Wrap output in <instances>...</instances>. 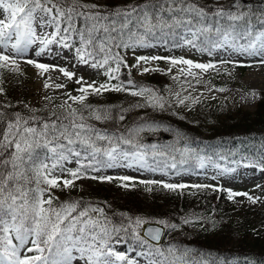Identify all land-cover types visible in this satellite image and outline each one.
<instances>
[{
    "label": "snow or ice",
    "instance_id": "6c2138e0",
    "mask_svg": "<svg viewBox=\"0 0 264 264\" xmlns=\"http://www.w3.org/2000/svg\"><path fill=\"white\" fill-rule=\"evenodd\" d=\"M253 16L240 9L236 0L230 7L218 4L214 9H208L198 0H142L110 11L84 0H0V69L18 68V61L24 60L43 72L54 68L72 79L75 73L64 67L27 58L30 49L35 57H40L51 53V46L56 45L57 55L69 50L73 60L94 70L103 69L102 74L108 78L99 84L96 81L88 83L83 77L76 79L81 85L78 89L81 95H68V99L83 105L88 116L67 100L60 106V114L54 111L46 119L25 118L18 112L8 114L0 110V264H140L114 247V242L129 238L140 247L138 255L145 258L146 264H208L206 260L191 258L188 250L175 246L163 250L151 245L148 238L158 241L161 229L148 228V238H145L138 229L147 221L128 218L127 224L123 221L116 224L104 208L81 201L54 206L57 198L50 189L61 185L73 188L82 178L119 180L122 188L134 187L135 182L128 175L113 177L94 173L134 165L148 168L150 156L154 161L157 157H169L172 163L165 167L175 169V155L169 156L156 146L149 151L139 142L138 135L144 130V124L117 134L89 123L90 119H112L109 109L84 104L89 90L97 95L101 90L128 91L140 97L147 93L146 106L164 110L166 103L162 96L147 87L137 89L131 79L120 81V69L140 68L142 62L164 60L173 67L186 66L181 67L180 72L194 76L192 69L207 71L216 65L211 61L194 62L184 56L137 55V50L163 47L195 49L209 56L234 53L259 57V63L264 64V12L255 17L261 26L259 29L253 23ZM122 51L131 53L133 64H128ZM219 63L247 66L230 58ZM142 71L148 72L149 68L143 67ZM112 80L118 83L111 84ZM44 87L49 85L45 83ZM177 98L180 104L185 103L179 94ZM118 118L125 119L123 114ZM173 151L179 153L181 164L187 163L193 155L201 168L206 159L211 160L198 152L193 154L188 147ZM73 162L76 168L67 167ZM244 167H259L264 172V155ZM151 170L156 171L155 168ZM235 171V168H224L220 174ZM138 183H160L164 189L173 191L189 187L156 180ZM191 187L227 191L229 200L245 196L252 203L260 201L259 197L247 192H234L220 186L197 184ZM157 223L173 229L177 227L163 220Z\"/></svg>",
    "mask_w": 264,
    "mask_h": 264
},
{
    "label": "trees",
    "instance_id": "16d2710c",
    "mask_svg": "<svg viewBox=\"0 0 264 264\" xmlns=\"http://www.w3.org/2000/svg\"><path fill=\"white\" fill-rule=\"evenodd\" d=\"M84 2L102 5L105 10L110 11L142 0ZM198 2L206 5L208 9L217 7L212 1ZM236 3L240 9L254 14L253 23L259 29L261 26L256 23L255 17L264 12V0H236ZM232 4L233 0H228L224 7ZM121 55H124L123 51ZM118 75L120 81L131 79L138 87H147L162 96L166 108L160 110L146 106L147 98L133 96L128 92L99 95L90 92L84 104L93 108L109 109L112 119H90L89 123L98 129L117 134L141 124H144V130H157L156 133H144V130L139 132V142L149 151L152 146H156L157 149L169 153V156L175 155L177 167H165V164L172 163L169 157H157L154 161L150 156L148 162L151 168L173 174L197 170L199 162L194 155L187 163H179V153L173 149L183 147L191 149L193 154L198 152L202 156L210 157L211 160L206 159L205 163L219 164L225 168H233L239 163L255 162L264 155V95L253 112L226 103L204 101L194 105L191 111L183 115L181 111H175L166 98L165 89L169 83L166 76L154 74L147 81L141 82L135 80L127 69ZM4 105L9 107H3ZM74 108L84 112L85 116L89 115L83 105L77 103ZM0 110L8 114L18 112L25 118L35 116L46 119L52 113L46 110H27L16 105L9 97L4 102L0 101ZM61 112L62 110L56 111L57 114ZM121 114L125 117L123 121L118 118ZM117 191L118 188L105 185L83 186L79 194H66L54 200L53 205L81 201L83 204L99 206L105 209L106 214L116 224L122 221L127 224L128 218L132 221L139 218L147 223L163 220L177 227H166L165 240L158 248L167 250L170 246H175L177 249L188 250L191 258L206 260L208 264H264V204L260 211H251L236 223L233 215H230L236 212L234 201L229 200L226 194L212 201L213 197H205V194L188 189L177 190L168 195L163 189L156 188L147 198L138 189L127 191L121 196ZM185 220L190 223H185ZM141 227L138 229L140 233ZM118 244L141 251L130 238L122 239Z\"/></svg>",
    "mask_w": 264,
    "mask_h": 264
},
{
    "label": "rangeland",
    "instance_id": "374dc122",
    "mask_svg": "<svg viewBox=\"0 0 264 264\" xmlns=\"http://www.w3.org/2000/svg\"><path fill=\"white\" fill-rule=\"evenodd\" d=\"M105 0H100L103 3ZM134 1V0H131ZM212 1L216 5L225 6L228 0H208ZM35 47V46H34ZM52 52L45 53L40 57H35L33 51L30 49L27 54V58H35L38 62L47 63L49 65H56L64 67L68 71L75 73L72 79L64 77L58 70L50 68L48 72L36 68L34 65H29L24 60L18 61V68L0 69V88H3V92H0V101L11 98L14 103L19 106H23L28 110H34V112L61 111V105L67 100L68 104L72 107L76 103H73L68 99V95L76 96L81 95L78 89L80 84L76 83L78 77H83L88 83L96 81L97 84L107 81V77L102 74L103 69H91L86 65H81L78 61L72 59V52L69 50H63L60 55H57L58 51L56 45H52ZM137 55H161L170 57H181L192 59L194 62L215 63V68L207 71H201L199 69H192L194 76L187 75V72H180L181 67L186 66H171L167 61H151L148 64H143L140 68H125L120 69L121 73L124 69H128L132 73V77L137 81H146L148 78L156 75H166L170 81L165 89L166 98L169 104L175 111L187 114L191 111L194 105L200 104L204 101H215L219 103L230 104L234 107H240L244 110L252 112L256 109V106L264 95V64L259 63V57H249L247 55H237L234 53L214 54L209 56L207 53H201L195 49L187 48H174L165 49H138ZM124 59L128 64L134 63L130 52L124 54ZM238 60L243 65L237 66L234 64L219 63L222 59ZM114 66V65H113ZM149 68L148 72H143L142 68ZM171 67V71L168 69ZM118 73V74H119ZM179 77V79H176ZM127 82V81H126ZM47 83L48 88L44 85ZM118 83L117 80H112L111 84ZM136 88L139 87L133 81ZM63 84L66 87L57 89L55 85ZM131 88V85H128ZM219 89H223L220 91ZM91 90H89V93ZM128 91H121L125 93ZM101 93H115L117 91H104ZM130 93V92H128ZM179 94L180 98L185 100L184 104H180L177 98ZM48 97V99H46ZM140 97V96H139ZM146 93L144 97L147 98ZM66 107V106H65ZM157 130L147 129L144 133H156ZM245 164L237 166L235 172H229L220 174L224 168H217L212 164H205L203 168H199L197 172H183L179 175L173 176L168 173H162L159 171H153L151 167L141 168L139 165H134L131 168L117 167L111 169H102L99 173L94 175L100 176H121L128 175L133 178L135 182L134 187L122 188L120 187L119 180L101 181L99 179L82 178L76 181V185L73 188H64L62 185L58 188L50 189L51 194L56 197H63L65 193L78 194L83 186H92L99 184V186L106 185L108 187H117L118 195L121 196L128 190L140 189L143 197H148L150 193L154 192L156 188H163L162 184H140V180H156L167 183H183L188 185L190 189H194L195 193H202L207 196H213L212 201H216L223 194H228L227 191H214L212 188H194L192 185L207 184L220 186L224 189H231L234 192H247L249 195L259 197L260 201L252 203L245 196H237L233 198L236 212L230 213L237 222L252 212L260 211L264 204V172H261L259 167L251 168L244 167ZM69 168H76L75 162L68 164ZM215 177V179L213 178ZM119 184V185H117ZM259 185V187H257ZM46 187V186H45ZM118 188V187H117ZM164 190V189H163ZM178 190V189H177ZM166 194L174 192L173 190H164ZM176 191V190H175ZM200 199V197H197ZM114 247L122 252H125L130 258H134L140 262V264H146L144 257L139 256V252L132 251L131 248L121 244H114Z\"/></svg>",
    "mask_w": 264,
    "mask_h": 264
},
{
    "label": "water",
    "instance_id": "95a60500",
    "mask_svg": "<svg viewBox=\"0 0 264 264\" xmlns=\"http://www.w3.org/2000/svg\"><path fill=\"white\" fill-rule=\"evenodd\" d=\"M148 228H152V229L159 228V229H161V237H160V239L158 241H153V240H151L150 238L147 237V229ZM165 232H166V230L162 226H160V225L148 224V225H145L143 227V236L145 238H148L149 241H151L152 243H154L156 245H160L162 243V240L164 238Z\"/></svg>",
    "mask_w": 264,
    "mask_h": 264
}]
</instances>
